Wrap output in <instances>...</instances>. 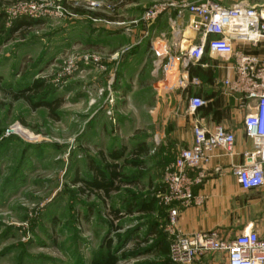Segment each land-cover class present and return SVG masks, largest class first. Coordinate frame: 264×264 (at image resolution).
<instances>
[{
	"label": "rangeland",
	"instance_id": "1",
	"mask_svg": "<svg viewBox=\"0 0 264 264\" xmlns=\"http://www.w3.org/2000/svg\"><path fill=\"white\" fill-rule=\"evenodd\" d=\"M153 2L162 0H0V264H91L108 250L115 264L168 259L161 211L127 214L131 194L147 201L162 181L159 146L141 167L123 165L134 183L109 198L74 181L88 177L89 158L102 165L120 147L129 158L152 137L150 116L137 119L151 106L152 24L141 15ZM20 91L30 103L13 99ZM41 100L60 102L54 116L32 107Z\"/></svg>",
	"mask_w": 264,
	"mask_h": 264
},
{
	"label": "crops",
	"instance_id": "2",
	"mask_svg": "<svg viewBox=\"0 0 264 264\" xmlns=\"http://www.w3.org/2000/svg\"><path fill=\"white\" fill-rule=\"evenodd\" d=\"M170 1L177 0H162V2ZM214 1L224 7H231L236 3L247 6L258 3L264 6V0L258 2L253 0ZM177 10L171 7L163 11L152 23L151 28L154 34L159 32L166 34V39L159 43V48L169 45L174 53L197 43L202 36L200 29L195 30L189 26L193 16L185 10L176 16ZM170 20H174V25ZM210 37L207 36V38ZM263 45L262 41L256 47L239 39L232 41L234 51L258 56H262L264 52ZM146 53L152 62L151 52L147 49ZM233 63L234 56L226 57L205 50L199 62L189 69V73L197 76L200 83L186 89L177 87L179 64L175 60L169 62L166 75L153 72V68L150 72L151 106L146 109L141 108L146 111H140L137 120L138 124H143L144 115L150 116L152 137L139 142L147 146L148 153L151 152V145L160 147L154 164L161 172V178L164 167L174 159L176 154L181 149L192 146L193 126L199 119H201L199 123L209 131L216 125H220L233 132L235 136L232 154L226 153L223 149H217L215 154L202 164L201 181L191 185L190 203L177 207L175 223L171 225L170 230L179 235L193 236L198 233L216 231L222 238L230 240L242 232L254 231L259 237H264V184L256 188L243 189L232 173L234 165L248 160L244 154L253 148L251 140L245 135L243 118L256 104L253 99L239 100L235 95L228 94L223 87L221 81L234 76L231 68ZM142 67L143 62L140 68ZM191 96H197L206 101L204 106L193 113L188 110V99ZM241 103H244V106H241ZM159 171H157L158 174ZM196 172L197 170L189 169L186 173L192 178ZM163 190L164 185L161 181L154 192ZM151 197L152 194L149 199ZM148 200L140 202H148ZM158 209L168 225V212L157 204L155 198L150 212L139 213L156 215ZM151 232H157L155 227ZM167 237L169 241L165 243L160 240L157 246L163 255L169 257L168 247L172 237L170 231ZM191 264H227V255L223 251H208L198 255Z\"/></svg>",
	"mask_w": 264,
	"mask_h": 264
},
{
	"label": "built area",
	"instance_id": "3",
	"mask_svg": "<svg viewBox=\"0 0 264 264\" xmlns=\"http://www.w3.org/2000/svg\"><path fill=\"white\" fill-rule=\"evenodd\" d=\"M171 7L178 9L176 16L183 10L192 15L193 19L189 26L195 30L200 29L202 36L197 43L174 53L169 45L159 48V43L166 39L164 32L154 34L151 31L147 49L152 54L153 72L166 75L169 62L177 61L179 64L177 87L186 89L200 83L197 76L189 73V69L199 62L205 50L226 57L234 56V63L231 66L234 76L223 79L222 85L228 94L235 95L239 100L253 99L256 104L243 118L245 135L251 140L253 148L244 154L248 160L234 165L232 173L243 189L263 185L264 52L262 56H258L234 51L232 41L239 39L253 47L261 41L264 43V6L258 3L251 6L236 3L231 7H224L214 0L153 2L143 11L141 20L152 24L163 11ZM170 21L174 25V20ZM205 104L204 99L191 96L188 99V110L193 113ZM243 104L241 103V106H244ZM200 121L201 119L193 126L192 146L181 149L164 167L162 176L164 190L154 195L157 204L168 212V227L172 235L168 256L175 264H191L198 255L205 252L223 251L227 255V264H264V237H259L254 231L242 232L235 238L227 240L216 231L185 236L170 230L171 225L175 223L177 207L190 203L191 185L199 183L203 178V172L200 170L202 164L207 162L217 149H223L228 154H232L233 151L235 141L233 132L220 125L209 131L199 123ZM189 169L197 170L192 178L186 173Z\"/></svg>",
	"mask_w": 264,
	"mask_h": 264
},
{
	"label": "trees",
	"instance_id": "4",
	"mask_svg": "<svg viewBox=\"0 0 264 264\" xmlns=\"http://www.w3.org/2000/svg\"><path fill=\"white\" fill-rule=\"evenodd\" d=\"M127 3V1H121L118 3L122 5ZM116 7L112 6L111 8L114 9ZM95 15L106 17L101 13H96ZM111 18V17H106ZM32 21L25 20L26 25H30ZM18 26V24H16ZM13 26V30L17 28ZM41 86L40 82L34 81L31 85V89H37ZM14 100L24 99L27 102L29 101V96L25 95L24 92H17L12 94ZM33 108L38 106H45L49 109V114L54 116V110L60 105L59 101H46L41 100L38 104H31ZM125 147L114 148L113 150L107 152L106 154H102V158L105 159V155L109 157V161H104L101 165L96 162L95 159L89 158L87 163V169L89 171L88 177L79 178L75 177V182H82V187H80L81 191L87 190L88 192L102 194L104 197L109 198L112 192L118 191L121 189L122 186L133 184L134 180L127 178V176L122 173L121 169L124 164H129L134 167H141L143 165L142 158L146 156L148 153V148L142 142L137 143L131 148L130 157L127 158L125 156ZM122 159V163H118V160ZM156 191L153 193L155 195ZM155 196H152L148 202H140L138 203L136 196L131 194L130 202L127 206V214H132L133 212H150L152 210V202ZM156 200V199H155ZM109 213L113 216L114 219L120 218L122 215L119 213L117 209H110ZM107 246H110V243H106ZM115 257L113 254L108 250L106 253H99L95 259L92 260L91 264H115ZM173 263L170 258L168 257V261L163 262V264H170Z\"/></svg>",
	"mask_w": 264,
	"mask_h": 264
}]
</instances>
